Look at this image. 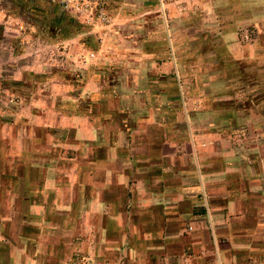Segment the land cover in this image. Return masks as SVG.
<instances>
[{
    "label": "crops",
    "instance_id": "1",
    "mask_svg": "<svg viewBox=\"0 0 264 264\" xmlns=\"http://www.w3.org/2000/svg\"><path fill=\"white\" fill-rule=\"evenodd\" d=\"M164 64L150 65L164 73ZM165 77L173 84H158L159 99L177 108L147 100L135 112L100 88L85 105L78 93L76 110L69 92L67 109L31 97L32 124L0 126V264H71L75 247L113 264H264V131L229 121L246 114L226 96L241 77L221 68L216 89L204 87L220 107L201 114L222 124L198 125L190 108L189 126L183 79Z\"/></svg>",
    "mask_w": 264,
    "mask_h": 264
},
{
    "label": "rangeland",
    "instance_id": "2",
    "mask_svg": "<svg viewBox=\"0 0 264 264\" xmlns=\"http://www.w3.org/2000/svg\"><path fill=\"white\" fill-rule=\"evenodd\" d=\"M101 2L105 19L88 23L46 0H0V126L9 118L17 124H32L31 97L38 96L45 109L52 105L67 109L62 100H68L65 95L69 92L76 110L78 93L82 92L85 105L84 100L94 97L100 88H110L118 98L112 100L113 105L128 107L130 103L135 112L151 103L177 108L172 99L166 101L164 95L159 99L158 84H173L166 77L159 81L164 73L183 79L182 122L192 123L191 108L199 111L198 125L206 121L222 124L216 115L201 114L220 107L214 101L219 98L216 94L205 99L203 93L204 87L216 89L222 68L228 78L241 77L239 85H230L226 96L230 108L243 102L246 112L242 117L231 115L229 121L260 125L264 131V0ZM164 61V73L150 65ZM14 74L22 78L14 80ZM258 79L259 86L254 83ZM252 94L259 116L251 115L254 100L248 97ZM134 95L139 100L133 101ZM48 114L55 116L53 111ZM247 132L251 137L247 140H255L257 131ZM97 254L75 247L68 262L113 264L98 259ZM216 264L221 263L217 260Z\"/></svg>",
    "mask_w": 264,
    "mask_h": 264
},
{
    "label": "built area",
    "instance_id": "3",
    "mask_svg": "<svg viewBox=\"0 0 264 264\" xmlns=\"http://www.w3.org/2000/svg\"><path fill=\"white\" fill-rule=\"evenodd\" d=\"M48 2L58 6L62 10L66 11L68 14L74 18L81 20L84 19L85 22L91 23L95 19L104 20V11L102 7V2L99 0H47ZM96 9H98V14H96ZM91 264H98L93 262Z\"/></svg>",
    "mask_w": 264,
    "mask_h": 264
}]
</instances>
